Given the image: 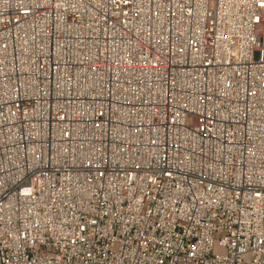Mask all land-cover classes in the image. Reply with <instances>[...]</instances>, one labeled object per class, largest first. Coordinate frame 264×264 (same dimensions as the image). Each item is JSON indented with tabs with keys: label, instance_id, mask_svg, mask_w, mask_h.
Listing matches in <instances>:
<instances>
[{
	"label": "built area",
	"instance_id": "1",
	"mask_svg": "<svg viewBox=\"0 0 264 264\" xmlns=\"http://www.w3.org/2000/svg\"><path fill=\"white\" fill-rule=\"evenodd\" d=\"M0 264H264V0H0Z\"/></svg>",
	"mask_w": 264,
	"mask_h": 264
}]
</instances>
